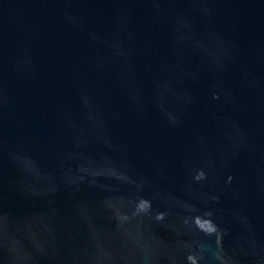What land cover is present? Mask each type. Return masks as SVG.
I'll return each mask as SVG.
<instances>
[{
    "label": "water",
    "instance_id": "95a60500",
    "mask_svg": "<svg viewBox=\"0 0 264 264\" xmlns=\"http://www.w3.org/2000/svg\"><path fill=\"white\" fill-rule=\"evenodd\" d=\"M0 264H264V0H0Z\"/></svg>",
    "mask_w": 264,
    "mask_h": 264
}]
</instances>
